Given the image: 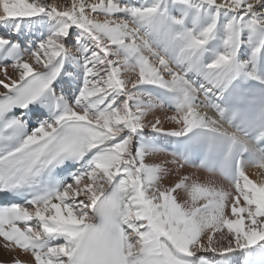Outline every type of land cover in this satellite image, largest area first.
Returning a JSON list of instances; mask_svg holds the SVG:
<instances>
[{"label":"snow or ice","instance_id":"1","mask_svg":"<svg viewBox=\"0 0 264 264\" xmlns=\"http://www.w3.org/2000/svg\"><path fill=\"white\" fill-rule=\"evenodd\" d=\"M0 73L26 264H264V0H0Z\"/></svg>","mask_w":264,"mask_h":264},{"label":"bare ground","instance_id":"2","mask_svg":"<svg viewBox=\"0 0 264 264\" xmlns=\"http://www.w3.org/2000/svg\"><path fill=\"white\" fill-rule=\"evenodd\" d=\"M69 2L68 5L71 4V0H67ZM52 4H56V0L52 2ZM62 4V3H61ZM60 4V6H61ZM64 6V5H63ZM28 55L25 54V59H28ZM8 73L10 76L15 78V73L12 71V69L8 68ZM3 78V74L0 73V79ZM202 111H207L208 115L214 116L215 113L212 109H206ZM171 113H169L170 115ZM157 115H160L161 118H163V113H157ZM172 125L165 122L164 128L169 129ZM153 159H159V157L153 158ZM184 173H192L195 177H198L201 181H203L205 178L209 176V174L206 171H199L195 168H186L183 170ZM183 174V173H181ZM246 174L249 176L250 179L254 180L255 182H262L264 181V169H258L256 167H248L246 169ZM176 178V174H174L169 180L164 181L165 184H169ZM218 183L224 184L226 187V182L218 181ZM181 202L183 201V195L180 196ZM35 224V221L33 222V225ZM6 242L0 238V261L2 262H12V261H24L28 262L31 260V254L26 253L18 248H15L13 245L6 248L5 247Z\"/></svg>","mask_w":264,"mask_h":264},{"label":"rangeland","instance_id":"3","mask_svg":"<svg viewBox=\"0 0 264 264\" xmlns=\"http://www.w3.org/2000/svg\"><path fill=\"white\" fill-rule=\"evenodd\" d=\"M54 0H47L48 3L52 4ZM62 3V4H61ZM56 4L63 6L65 4H69V2L67 0H56ZM166 129V128H165ZM208 255H211V253H209Z\"/></svg>","mask_w":264,"mask_h":264}]
</instances>
